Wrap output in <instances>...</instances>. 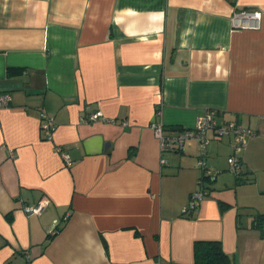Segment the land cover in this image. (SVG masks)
I'll return each instance as SVG.
<instances>
[{"label":"crops","instance_id":"crops-1","mask_svg":"<svg viewBox=\"0 0 264 264\" xmlns=\"http://www.w3.org/2000/svg\"><path fill=\"white\" fill-rule=\"evenodd\" d=\"M244 8L258 29L232 25ZM0 91V264H193L208 240L264 264V0H0ZM97 109L106 120H88ZM206 109L250 130L253 180L236 183L232 135L209 130L215 174L182 215L198 142L162 150L150 124L191 128Z\"/></svg>","mask_w":264,"mask_h":264},{"label":"built area","instance_id":"built-area-1","mask_svg":"<svg viewBox=\"0 0 264 264\" xmlns=\"http://www.w3.org/2000/svg\"><path fill=\"white\" fill-rule=\"evenodd\" d=\"M262 12L259 10L241 9L235 12L232 18V25L236 28H250L258 29L260 27ZM11 102V95L8 92L0 91V109L8 107ZM88 120H106L103 112L97 109L88 115ZM126 122H124L125 124ZM55 121L52 116L45 113L41 115V131L43 137L50 140L53 135ZM150 127L153 129L155 136L159 140L162 150H182L184 141L188 138H195L199 146L198 165L203 170L202 175H207L211 179L215 171L210 169L205 164L206 146L209 142L207 132L212 130L215 135H232V146L234 152L230 159V167L233 172L239 171V152L246 144V140L250 135V130L244 128L236 121H228L224 123H217L215 120L214 110L206 109L202 114L198 115L195 124L191 128H181L171 131H166L164 126L159 121H152ZM55 150L60 153L66 164H70V156L67 152L62 151L60 146H56ZM10 158H14L12 151L9 153ZM201 177L198 178L199 188L189 194L187 203L181 208V214L186 215L188 212L194 210L201 203L204 196L208 193V189L204 187V182ZM44 201L40 200L34 205L23 206V211L26 213H39L42 211Z\"/></svg>","mask_w":264,"mask_h":264},{"label":"trees","instance_id":"trees-1","mask_svg":"<svg viewBox=\"0 0 264 264\" xmlns=\"http://www.w3.org/2000/svg\"><path fill=\"white\" fill-rule=\"evenodd\" d=\"M181 129V128H176ZM241 158L239 156V171L234 172L236 175V183L251 182L253 178H248L241 168ZM204 187H207L209 178L207 175H202ZM206 182V184H205ZM253 226L258 227L262 231L264 227V214H256L253 218ZM193 264H234L233 258L226 254L221 246V243L216 240L198 241L194 248V262Z\"/></svg>","mask_w":264,"mask_h":264},{"label":"rangeland","instance_id":"rangeland-1","mask_svg":"<svg viewBox=\"0 0 264 264\" xmlns=\"http://www.w3.org/2000/svg\"><path fill=\"white\" fill-rule=\"evenodd\" d=\"M227 136V135H226Z\"/></svg>","mask_w":264,"mask_h":264}]
</instances>
